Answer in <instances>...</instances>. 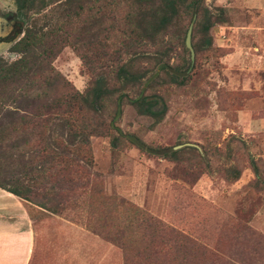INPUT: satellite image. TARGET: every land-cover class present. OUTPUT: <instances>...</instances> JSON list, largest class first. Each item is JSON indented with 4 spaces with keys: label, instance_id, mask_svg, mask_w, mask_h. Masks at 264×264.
<instances>
[{
    "label": "rangeland",
    "instance_id": "rangeland-1",
    "mask_svg": "<svg viewBox=\"0 0 264 264\" xmlns=\"http://www.w3.org/2000/svg\"><path fill=\"white\" fill-rule=\"evenodd\" d=\"M203 4L217 17L211 44L193 55L184 83L165 77L154 90L165 103L162 117L154 121L124 101L115 122L148 145L181 152L171 160L91 137V161L78 173L83 183L64 191V208L51 214L27 202L35 218L28 264H123L121 242L126 264H173L171 253L178 264L188 251L170 243L182 236L197 244L190 253L201 264H264V0ZM10 7L0 0V9ZM54 9L47 2L32 16L55 17ZM101 49L100 35H87L80 47L91 56ZM185 51H172L169 63L184 67ZM52 65L80 92L96 74L69 45Z\"/></svg>",
    "mask_w": 264,
    "mask_h": 264
},
{
    "label": "trees",
    "instance_id": "trees-1",
    "mask_svg": "<svg viewBox=\"0 0 264 264\" xmlns=\"http://www.w3.org/2000/svg\"><path fill=\"white\" fill-rule=\"evenodd\" d=\"M59 6L55 17L31 19L14 44V60L0 59V188L51 214L64 208V191L82 185L78 173L91 161V137H107L111 148L125 141L148 155L176 159L181 149L148 145L120 131L115 122L124 101L154 121L162 117L165 103L154 90L165 77L184 83L186 76L177 73L189 63H169L170 53L177 48L186 52L184 36L193 20L194 56L208 47L209 29L217 19L203 0H67ZM87 35H100L99 54L80 50ZM64 45L96 73L83 92L52 65ZM181 240L170 243L188 251L178 254V264H201L203 259L190 253L197 244L184 236ZM119 245L126 264V246Z\"/></svg>",
    "mask_w": 264,
    "mask_h": 264
},
{
    "label": "crops",
    "instance_id": "crops-1",
    "mask_svg": "<svg viewBox=\"0 0 264 264\" xmlns=\"http://www.w3.org/2000/svg\"><path fill=\"white\" fill-rule=\"evenodd\" d=\"M30 205L0 188V264L29 263L35 236Z\"/></svg>",
    "mask_w": 264,
    "mask_h": 264
},
{
    "label": "flooded vegetation",
    "instance_id": "flooded-vegetation-1",
    "mask_svg": "<svg viewBox=\"0 0 264 264\" xmlns=\"http://www.w3.org/2000/svg\"><path fill=\"white\" fill-rule=\"evenodd\" d=\"M51 1L55 3L56 9L60 7L59 4L67 0H9L11 7L7 10L0 9V59L2 61L5 55L16 54L13 50L14 44L34 18L32 15L37 13L45 3ZM41 3L43 5L39 7Z\"/></svg>",
    "mask_w": 264,
    "mask_h": 264
},
{
    "label": "water",
    "instance_id": "water-1",
    "mask_svg": "<svg viewBox=\"0 0 264 264\" xmlns=\"http://www.w3.org/2000/svg\"><path fill=\"white\" fill-rule=\"evenodd\" d=\"M191 26H192V22H190L186 28V32H185V36H184V48L188 51L189 53V61H190V64H192V61H193V50H192V47L190 45V33H191ZM190 67V66H189ZM187 72V70L185 72H179L177 74H181V75H185V73Z\"/></svg>",
    "mask_w": 264,
    "mask_h": 264
}]
</instances>
